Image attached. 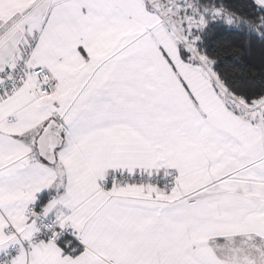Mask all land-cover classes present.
I'll list each match as a JSON object with an SVG mask.
<instances>
[{
    "label": "snow or ice",
    "instance_id": "obj_1",
    "mask_svg": "<svg viewBox=\"0 0 264 264\" xmlns=\"http://www.w3.org/2000/svg\"><path fill=\"white\" fill-rule=\"evenodd\" d=\"M0 264H264V0H0Z\"/></svg>",
    "mask_w": 264,
    "mask_h": 264
},
{
    "label": "trees",
    "instance_id": "obj_2",
    "mask_svg": "<svg viewBox=\"0 0 264 264\" xmlns=\"http://www.w3.org/2000/svg\"><path fill=\"white\" fill-rule=\"evenodd\" d=\"M243 43L245 45L248 44L247 38H245ZM246 55L248 56L249 59H252L254 62L259 63V60H258L259 52L258 51L253 50V51H250V52H246ZM251 71L255 72V71H257V69H252Z\"/></svg>",
    "mask_w": 264,
    "mask_h": 264
}]
</instances>
